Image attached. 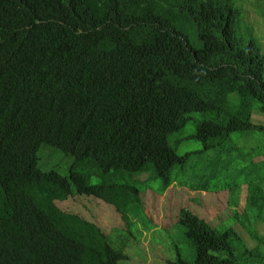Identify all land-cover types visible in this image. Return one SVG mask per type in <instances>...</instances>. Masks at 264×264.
Listing matches in <instances>:
<instances>
[{"label":"trees","instance_id":"trees-1","mask_svg":"<svg viewBox=\"0 0 264 264\" xmlns=\"http://www.w3.org/2000/svg\"><path fill=\"white\" fill-rule=\"evenodd\" d=\"M66 1L91 10L97 1L102 17L115 10V0H0V142L15 132L10 112L32 117L25 122L24 134L43 129L40 119L56 120L53 107L80 122L73 127L90 124L92 118L86 123L79 108L84 98L103 99V104H114L131 116L130 134L121 136L126 141L114 151L118 157L103 156L111 167L117 161L132 162L139 171L147 162L153 167L161 150L168 167L177 156L172 149L178 141L172 134L184 126L190 112L199 114L193 136L202 142L201 150H233L244 140L247 144L252 132H264V123L251 121L254 110L264 113V51L237 0H211L219 8L203 10V28L190 40V22L182 12L201 9L192 0H122V16L99 37L77 32L79 23L69 17ZM54 11L60 12L57 19L63 28L52 29V47L33 48L30 41L45 25L40 19ZM66 20L74 27L66 28ZM164 41L171 48L164 47ZM162 51L169 63L157 54ZM150 138L153 142L146 144ZM169 141L176 142L174 147ZM188 156L189 151L183 153L184 162ZM260 163L264 165V158ZM155 170L161 174L157 166ZM128 194L129 189H112L111 198L121 200L118 208L123 211ZM3 201L0 192V213ZM64 226L62 240L75 264L83 252L81 244L88 240L77 236L73 223ZM186 229L200 236L206 250L228 249L204 223L186 224ZM17 230L6 218L0 240ZM259 240L264 244V238ZM255 264H264V258Z\"/></svg>","mask_w":264,"mask_h":264},{"label":"clouds","instance_id":"clouds-1","mask_svg":"<svg viewBox=\"0 0 264 264\" xmlns=\"http://www.w3.org/2000/svg\"><path fill=\"white\" fill-rule=\"evenodd\" d=\"M192 1L201 9L197 12L187 7L186 11L182 12L190 22L189 40L203 28L206 17L203 15V10L219 8L211 0ZM248 1L237 0L238 5L244 6V14L251 9L252 13L264 16V0H254L251 8L246 6ZM114 2L115 10L106 17H102L101 5L97 1H95L94 10H91L92 6L79 7L71 1H66L65 4L68 6L66 9L69 17L79 23L75 25L77 32L89 31L91 36L99 37L103 30L111 31L115 25V18L122 16V9L119 8L122 0ZM44 16L45 19L40 20L45 21V25L40 27L30 41L33 48L44 45L52 47V29L63 28L57 19L61 17L60 12L54 11ZM243 19L251 25L253 35L258 38L261 50L264 51V45L254 30V24L247 20L246 15H243ZM70 27L74 26L66 20V28ZM169 44V41H164V47L171 48ZM157 54L169 63L163 51ZM55 87H59V81ZM43 88L49 90L47 86L43 85ZM79 108L86 117V123L92 118L90 124L83 123L81 126L73 127L80 122L69 120L63 108L53 107L56 120L51 116L49 119H40L37 123L43 129L30 130L27 134H24L25 122L32 117L22 114L21 111L10 112L14 116L9 123L14 125L15 132L7 136V142L4 140L0 142V192L4 195L5 208L4 210L1 205L0 229L4 227L7 218L12 227H18V230L0 240V264H72L67 245L62 240V236H65V223H73L74 230L77 228V236L88 240V243L81 244L83 252L75 264L130 262L132 258L127 247L128 237L135 230L130 227V224L137 216L129 211H134L136 207H140V204L144 208L140 196L142 193L139 192L138 186L130 183L126 178L133 172H136V177H158L159 182L166 188L175 187L176 199L167 207L163 225L158 226L152 223L150 217L144 215L145 222L140 234V236L142 233H144L143 236L146 234L176 236L173 227L181 226L184 236L193 246V255L190 259L179 256L171 262L172 264H200L207 261L216 264H239V257L234 253L231 242V239L235 241L239 238L237 229L244 232L255 243L254 247L247 250L255 253V255L250 254L249 264H255L256 259L264 258L258 251L264 248V244L259 240L264 238V233L248 232L244 228L245 221L241 213L237 211L231 213L232 206H237L239 211L243 209L244 213L249 203H255V197L250 192L251 186H243L239 202L237 200L236 203L233 201L231 189L221 197L219 190L208 181V178H203L206 180L204 183H199L197 180L190 188H186V191H181L183 179L180 176V168L188 161H183V154L176 151L177 147L172 149L177 156L173 157L174 161L168 167L165 164L163 150L157 152L153 167L150 162H147L141 171L134 170L132 162L123 165L117 161L111 167L102 160L103 156L106 154L117 156L114 151L126 141L127 135L130 134L129 129L132 123L130 114L128 111L115 107L114 104H103V99L84 98L80 100ZM51 109L47 110L49 115ZM254 112L260 111L254 110L252 113ZM122 135H126V138L121 139ZM144 142L149 144L153 141L150 138ZM169 142L174 147L176 142ZM52 150H59L68 159L65 172L55 166L40 165L41 160ZM155 166L160 169L161 174L155 170ZM167 173L171 177L169 181H166ZM91 176L97 181L92 182ZM116 183H120L121 186ZM115 186L120 188V193L129 189L125 206H123L127 211L118 208V205H122L119 198L116 200L111 198L112 189ZM206 193H211L212 196L206 198L204 197ZM189 196H194L198 204L193 203ZM88 199L104 203L108 211L98 209L97 217L92 219L71 207V204L75 202L83 203ZM244 204L246 207L243 208ZM112 210L120 214L122 225L113 227L112 231L107 233L98 224L97 219L101 213L107 212L100 216L99 222L104 224L113 222V216L116 214L110 212ZM224 213L231 214L234 222L223 220ZM193 222L204 223L215 239L228 244V249L206 250V245L200 236L186 229V224ZM147 227L153 229L149 232ZM163 230L165 232H162ZM96 231L98 237H95ZM86 234L90 235L91 240ZM71 236H74V232ZM21 251H26L28 254L22 256ZM228 258L230 260H226Z\"/></svg>","mask_w":264,"mask_h":264},{"label":"rangeland","instance_id":"rangeland-1","mask_svg":"<svg viewBox=\"0 0 264 264\" xmlns=\"http://www.w3.org/2000/svg\"><path fill=\"white\" fill-rule=\"evenodd\" d=\"M247 2V7L251 8L252 2ZM251 9L245 12L248 21L254 24V30L259 36L260 41L264 45V16L252 13ZM251 121L253 123H264V115L260 112L252 113ZM199 114L190 112L189 118L182 128H179L172 134V138L178 139L176 151L180 154L189 151V156L186 161L188 163L180 168L181 178L183 179L181 191H186L192 184L203 178H208L218 190L221 197H223L229 189L232 190L234 203L239 202V198L243 192V186H251L250 192L255 197V203H249L246 211L243 213L239 211L237 206H232L231 213L237 211L244 217V228L250 232L255 233L260 231L264 233V165L260 162L264 158V132L255 131L249 134V142L246 144L245 140L233 150H201L202 142L193 136L196 128V121ZM68 159H66L59 150H52L49 155L41 160L42 167L55 166L60 171L65 172ZM136 172L127 175L128 181L138 186L143 205L136 207L134 211H129L135 214L137 218L132 224L131 228L135 230L128 237V250L131 254L132 260L126 264H172L179 256L190 259L193 255V246L190 241L184 236L182 227L175 225L173 227L176 236H149V234H141L144 226V215L150 217L151 222L162 226L165 221L167 207L176 199L175 190L173 186L165 187L159 178L153 176L136 177ZM92 182H96L93 176L90 177ZM256 184V186H254ZM258 189V190H257ZM212 194L206 193L204 197H211ZM189 199L198 204L194 196H189ZM73 209L79 210L87 218L95 219L97 217V210L108 211V207L104 203H99L95 199H88L86 202H75L71 204ZM246 207L245 204L243 208ZM146 212H145V210ZM116 216H113V222L104 224L99 222V218L105 213L98 216L97 222L105 232L112 231L113 227L122 225V218L116 211H110ZM223 220L234 222V217L231 214L224 213ZM153 228L147 227V231ZM162 232H165L164 230ZM238 240H232L234 253L239 257V264H249L248 248L255 246V243L247 235L239 231ZM113 238V237H112ZM264 256V248L258 250Z\"/></svg>","mask_w":264,"mask_h":264}]
</instances>
